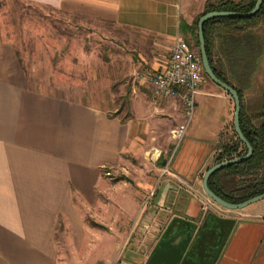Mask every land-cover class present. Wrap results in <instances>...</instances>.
<instances>
[{"label": "crops", "instance_id": "crops-1", "mask_svg": "<svg viewBox=\"0 0 264 264\" xmlns=\"http://www.w3.org/2000/svg\"><path fill=\"white\" fill-rule=\"evenodd\" d=\"M26 1L155 36L156 59L146 61L142 72L166 65L176 36L185 37L182 21L193 27L211 0ZM210 28L215 64L232 79L223 45L229 34H242L234 23L217 22ZM251 30L262 52L242 103L245 122L259 124L264 113V20ZM141 82L151 98L133 87L126 117L110 114L112 99L34 89L0 25V264H60L59 220L66 219L72 233L80 235L86 226L83 208L94 215L101 207L106 217L136 222L153 211L165 215L167 222L174 216L199 222L210 211L235 218L215 264H264V198L228 209L203 188L205 171L216 163L222 146L236 139L232 96L211 80L202 84L196 99L204 108L199 123L190 125L160 176L174 149L172 132L185 119V106L180 99L155 98L145 80ZM138 162L155 166L156 180L141 178L138 170L145 168ZM116 173L123 179L113 181ZM219 178L226 186L237 181L227 172ZM153 185L156 207L151 212L142 203ZM111 197L120 203L119 213L109 208ZM149 253L136 259L138 264H146Z\"/></svg>", "mask_w": 264, "mask_h": 264}, {"label": "rangeland", "instance_id": "rangeland-1", "mask_svg": "<svg viewBox=\"0 0 264 264\" xmlns=\"http://www.w3.org/2000/svg\"><path fill=\"white\" fill-rule=\"evenodd\" d=\"M0 11L2 35L12 41L34 89L66 97L108 102L112 99L110 114L122 117L131 113L133 87L151 98L139 72L148 64L146 61L156 59L155 36L26 0H0ZM186 40L199 50L194 38L189 36ZM197 102L191 125L199 123L204 111L200 101ZM139 165L145 168L138 170L141 178L156 180L155 166ZM118 179H123L122 173L114 174L113 181ZM148 189L144 201L150 190L154 189L156 194V185ZM111 199L109 208L119 213L120 203L115 197ZM154 201L148 204L151 212L156 207ZM100 210L91 215L89 209L83 208L86 226L80 235L72 233L66 219L59 220L60 264H138L136 259L151 251L158 211L148 212L136 222L106 217L105 209ZM148 217H153L150 228L145 227ZM164 217L161 214L158 218ZM153 225L155 229H151Z\"/></svg>", "mask_w": 264, "mask_h": 264}, {"label": "trees", "instance_id": "trees-1", "mask_svg": "<svg viewBox=\"0 0 264 264\" xmlns=\"http://www.w3.org/2000/svg\"><path fill=\"white\" fill-rule=\"evenodd\" d=\"M256 1L257 0H249L248 2L244 0H219L217 3L208 1L202 15L212 10L248 12L255 6ZM198 20L199 18L196 20L193 27L187 26L186 23L182 21L180 29L186 38L189 36L194 38L199 48ZM262 20H264V4L253 16L217 17L207 21L204 25L206 49L211 65L219 78L233 85L238 90L241 101H243V90L251 84L262 52L259 43L255 39L256 36L251 32V29ZM217 22L234 23L235 29L242 34L239 36L229 34L223 45V52L231 66L232 79L236 82L227 77L226 73L219 70L215 64L213 29L210 27ZM206 77L211 80L207 75ZM262 115L263 120L259 124L245 122L242 103L241 127L245 136L251 142L254 152L248 159L224 167L213 174L209 179L210 188L217 195L229 202L240 203L264 193V113ZM235 136L236 139L233 142L226 143L222 146V151L219 152L215 159L216 163L235 156L244 155L247 152L245 143L239 139L236 132ZM223 172H227L231 177L236 178V184H232L231 186L222 184L219 177Z\"/></svg>", "mask_w": 264, "mask_h": 264}, {"label": "water", "instance_id": "water-1", "mask_svg": "<svg viewBox=\"0 0 264 264\" xmlns=\"http://www.w3.org/2000/svg\"><path fill=\"white\" fill-rule=\"evenodd\" d=\"M264 4V0H257L255 6L248 12H236L227 10H212L204 13L198 20L199 48L205 74L217 85L225 89L235 103L234 129L242 140L247 152L244 155L235 156L210 166L203 175V188L207 195L219 205L228 209L244 208L247 205L264 198V193L254 196L240 203L229 202L217 195L209 186L210 177L217 171L248 159L254 152L251 142L245 136L241 127L242 101L238 90L231 84L219 78L214 71L206 49L204 25L207 21L217 17H250L255 15ZM166 192V190H165ZM160 201L159 205L164 206ZM152 218L148 217L145 223L147 228L152 224ZM236 223L235 218L224 217L214 211L204 215L203 220L193 221L187 218L174 216L170 221L156 220L154 246L152 247L146 264H215L220 256Z\"/></svg>", "mask_w": 264, "mask_h": 264}, {"label": "built area", "instance_id": "built-area-1", "mask_svg": "<svg viewBox=\"0 0 264 264\" xmlns=\"http://www.w3.org/2000/svg\"><path fill=\"white\" fill-rule=\"evenodd\" d=\"M139 78L151 87L155 98L180 99L185 106V119L172 132L175 145L167 165L160 171V176H163L187 135L193 120L197 95L207 80L201 53L194 49L184 36L177 35L166 65L157 71L139 72ZM107 174L110 175L111 172L108 171ZM154 195L155 190H150L144 204H150Z\"/></svg>", "mask_w": 264, "mask_h": 264}]
</instances>
